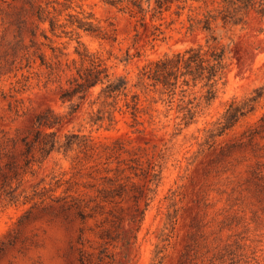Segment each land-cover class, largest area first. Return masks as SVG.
Returning <instances> with one entry per match:
<instances>
[{
	"label": "rangeland",
	"instance_id": "1",
	"mask_svg": "<svg viewBox=\"0 0 264 264\" xmlns=\"http://www.w3.org/2000/svg\"><path fill=\"white\" fill-rule=\"evenodd\" d=\"M220 1L181 0L143 18L106 0H0V141L10 140L9 157L0 155V257L12 264H264V99L233 129L212 133L233 100L264 86V19L254 15L237 27L217 20L207 31L204 20ZM39 10L54 19L55 32L48 20L36 21L35 46L24 57L18 49L32 46L31 36L25 31L18 47L17 23L31 28ZM78 19L101 27L106 39L73 26ZM199 46L225 51L213 101L205 99V81L186 86L181 78L170 92L143 76L151 63ZM85 55L125 77L128 96L104 105L97 88L71 114L60 88ZM133 101L136 117L127 108ZM187 109L195 114L188 125ZM46 112L60 124L45 132L61 144L67 135L83 137L90 149L26 153L22 140ZM154 171L161 180L150 183ZM144 210L141 225L131 222ZM127 232L137 235L130 250L120 242Z\"/></svg>",
	"mask_w": 264,
	"mask_h": 264
},
{
	"label": "trees",
	"instance_id": "2",
	"mask_svg": "<svg viewBox=\"0 0 264 264\" xmlns=\"http://www.w3.org/2000/svg\"><path fill=\"white\" fill-rule=\"evenodd\" d=\"M181 0H106V3L114 7H123V9H130L131 12L141 15L143 18L149 12L153 13V17L156 14L163 13L164 10H168L170 5L174 2ZM146 6V7H145ZM44 11L39 10L36 14V20L31 23L32 27L27 28V21H21L17 23V30L19 33L18 47L23 42V34L28 31L31 36L32 46H21L18 50L24 51L25 56L29 54L30 48H34L35 39L37 38L36 27L34 26L36 21L40 24L50 22L51 32H55V21L52 18L44 17ZM264 19V0H221L220 5L213 12H210L204 22L205 30H211V23L221 20L224 26L237 27L239 25L247 26L250 24L253 16ZM73 26L76 24L79 30H82L88 34H94L102 39H106V34L103 33L101 27L94 25L90 20L78 19L71 23ZM264 33V29L260 30ZM43 37L48 39L47 35L43 32ZM213 40H215L213 38ZM29 61V58H27ZM44 62V61H43ZM82 66L77 70L76 75L70 78L65 86L60 88V100L63 103L71 104V114H74L80 107V104L85 103L90 97L94 95L95 89L99 88L97 93V101H103L104 105L116 104L118 98L128 96V81L125 77H115L109 71L106 63L95 55H85L82 58ZM44 64V63H43ZM29 66V63H28ZM225 65V51L223 49H217L215 47H208L204 50L203 47L190 48L183 53H177L172 57H166L155 63H151L146 69L144 74L148 80L153 81L156 85H162L168 88L170 92L176 89L179 79H184V84L189 85L190 80L194 83L197 81H205V87H207V94L205 99L207 102H211L215 99L217 93V85L224 75ZM190 79V80H189ZM135 100L137 96L133 97ZM264 99V86L257 88L252 96L243 100H233L227 107L224 115L220 121L215 124V129L212 133L217 132L219 136L223 135L226 131L233 129L241 119L254 113L259 103ZM109 100L113 103H107ZM75 101H79L78 104ZM134 103V101H133ZM96 104V101H95ZM133 110L132 114L136 117L138 113V102L133 105L127 104V108ZM194 112L192 109H187V113L184 114V120L186 119L187 125L194 119ZM58 118V117H57ZM60 121L56 119V116L51 112H46L38 115L35 120L34 126L36 130L32 133V137L29 136L22 140L26 153L30 152L33 148L39 149L42 153L50 154L56 147L59 149L65 148L71 150L74 145L84 150L90 149V145L86 139L77 135L65 136V144H61L60 139L56 133H47L43 129H52L58 127ZM12 142V141H11ZM10 146L9 141H0V155L8 156V149ZM15 146V142H13ZM92 149V148H91ZM11 164L8 163L7 166ZM151 179L149 182H156L161 180L160 174H150ZM142 198H146V206L148 207V195H143ZM139 197H135V201L138 202ZM71 207V206H70ZM139 219H131L134 224L141 225L144 221L145 210L140 213ZM130 234L127 232L125 239H121L123 247L130 250L137 241V235L135 237H128ZM128 259V257L126 258ZM82 264H91L88 259H82Z\"/></svg>",
	"mask_w": 264,
	"mask_h": 264
},
{
	"label": "clouds",
	"instance_id": "3",
	"mask_svg": "<svg viewBox=\"0 0 264 264\" xmlns=\"http://www.w3.org/2000/svg\"><path fill=\"white\" fill-rule=\"evenodd\" d=\"M4 260H7L8 264H12L11 257H0V264H3Z\"/></svg>",
	"mask_w": 264,
	"mask_h": 264
}]
</instances>
